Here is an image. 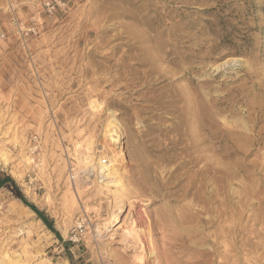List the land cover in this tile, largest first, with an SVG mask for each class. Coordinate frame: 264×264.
Returning <instances> with one entry per match:
<instances>
[{
	"label": "rangeland",
	"instance_id": "1",
	"mask_svg": "<svg viewBox=\"0 0 264 264\" xmlns=\"http://www.w3.org/2000/svg\"><path fill=\"white\" fill-rule=\"evenodd\" d=\"M45 1L0 0V264H264V0Z\"/></svg>",
	"mask_w": 264,
	"mask_h": 264
},
{
	"label": "bare ground",
	"instance_id": "2",
	"mask_svg": "<svg viewBox=\"0 0 264 264\" xmlns=\"http://www.w3.org/2000/svg\"><path fill=\"white\" fill-rule=\"evenodd\" d=\"M116 134V133H115ZM118 137V136H117ZM117 141V140H116ZM113 169H112V167H111V169H103L102 171H101V180L102 181H104V182H106V184H110V183H116V173L115 172H113L112 171ZM118 177H119V175H118ZM121 177V176H120ZM103 183V182H102ZM108 186H110V185H108ZM114 186V185H113ZM117 203V202H116ZM122 210V207H120V211ZM119 211V212H120ZM135 224V223H134ZM107 225V224H106ZM136 225V224H135ZM122 226H123V223H122ZM130 227V226H129ZM134 227V226H133ZM123 228V227H122ZM121 228V226H119V227H117L115 230H114V232H112L113 234H110V233H107V237H108V239H110V240H114V239H116V237H121V239H122V241H120L121 243H123V244H125L126 245V247L128 246L129 248L130 247H132V242L133 241H131V239L129 238V236L127 235V234H125L124 235V233H126L125 231H124V233H121V231L122 230H124V229H122ZM129 229V228H128ZM129 231H130V229H129ZM137 231V230H136ZM119 233H121V236H118V234ZM120 235V234H119ZM103 236V235H102ZM140 242V241H139ZM144 253V252H143ZM131 256V255H130ZM118 257V256H117ZM115 258V257H114ZM123 257H121L120 259H119V261H120V264H123V263H125L124 261H123V259H122ZM136 259H138V258H136ZM132 260H134V258L132 259ZM146 260V259H145ZM141 263V262H140Z\"/></svg>",
	"mask_w": 264,
	"mask_h": 264
},
{
	"label": "built area",
	"instance_id": "3",
	"mask_svg": "<svg viewBox=\"0 0 264 264\" xmlns=\"http://www.w3.org/2000/svg\"><path fill=\"white\" fill-rule=\"evenodd\" d=\"M63 0H46L43 3V7L47 10V12L52 13L56 10V8L64 6ZM103 166L108 164L106 159L101 161ZM86 231V221L84 219L78 221L71 232L70 241L73 243H79L80 239L83 237Z\"/></svg>",
	"mask_w": 264,
	"mask_h": 264
},
{
	"label": "trees",
	"instance_id": "4",
	"mask_svg": "<svg viewBox=\"0 0 264 264\" xmlns=\"http://www.w3.org/2000/svg\"><path fill=\"white\" fill-rule=\"evenodd\" d=\"M9 184H12L13 186H16V184L14 183V181H13V179L11 177H9L6 174L0 172V189L5 187L6 185H9ZM21 199H22V201H24V203L27 206L31 207L32 210H34L38 214V216L44 221V223L48 226V228L52 230V232L56 233L55 229L52 226V223L49 221V219L44 214H42L34 206L27 204V202L24 200L23 197H21ZM56 234H58V233H56Z\"/></svg>",
	"mask_w": 264,
	"mask_h": 264
}]
</instances>
